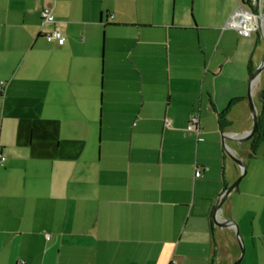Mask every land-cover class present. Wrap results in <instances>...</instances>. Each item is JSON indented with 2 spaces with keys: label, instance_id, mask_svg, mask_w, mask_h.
Returning a JSON list of instances; mask_svg holds the SVG:
<instances>
[{
  "label": "crops",
  "instance_id": "1",
  "mask_svg": "<svg viewBox=\"0 0 264 264\" xmlns=\"http://www.w3.org/2000/svg\"><path fill=\"white\" fill-rule=\"evenodd\" d=\"M202 5L192 21L184 0H0V264H233L236 230L212 221L241 175L224 147L245 170L218 221L239 264H264V140L221 142L251 128L249 89L262 112L264 24L229 22L264 0Z\"/></svg>",
  "mask_w": 264,
  "mask_h": 264
},
{
  "label": "water",
  "instance_id": "2",
  "mask_svg": "<svg viewBox=\"0 0 264 264\" xmlns=\"http://www.w3.org/2000/svg\"><path fill=\"white\" fill-rule=\"evenodd\" d=\"M256 18H257V23H261V21H262L264 24V13L260 16L256 15ZM263 70H264V59L260 62V64L258 65L256 70L254 71V73L252 75H250V83L254 82L258 78L257 76H259ZM246 98H247L246 103H248V108H249V112H250L249 116L251 117V121H252L251 128H249L248 131L243 133L241 136H235V135L223 136L221 139L222 144H224V141H227L229 139L234 140L236 143L242 144V143L249 142V140H251V138L254 136L256 129H257L258 117L256 116L257 115L256 107H255V104L253 103L254 98H253V95H252L250 89L247 92ZM256 99H262V98H260L259 95H257ZM223 150L226 151L227 155H229V157L234 162V164L239 167V169L241 170V175L236 179V181H232V184L229 187H227L223 191L222 194H220L221 196L219 197L217 203L215 204V207H213L214 210H213V220L212 221H213V224L217 227L228 228V229L234 228L236 230L234 235H235V238H236L238 246H239L240 257L236 261H234L233 264H239L240 263L239 261L241 260V256L243 254V249H242V245H241L240 238L238 235V231L236 229V225L231 224L229 221H227V222L218 221L217 214H218V211L220 210V207L223 204V202L226 200V198L229 196V194H231V192L236 188L237 184L239 183L238 181H240L242 175L244 174L245 166L241 162V160L238 159L237 157H235L234 155H232V153L226 147H224Z\"/></svg>",
  "mask_w": 264,
  "mask_h": 264
},
{
  "label": "built area",
  "instance_id": "3",
  "mask_svg": "<svg viewBox=\"0 0 264 264\" xmlns=\"http://www.w3.org/2000/svg\"><path fill=\"white\" fill-rule=\"evenodd\" d=\"M41 20L43 22H53V16L50 11L44 10L39 14ZM229 25L234 27L240 36L247 37L249 36L256 28H257V18L253 12H249L246 10H242L240 7L237 12L233 15L231 22ZM46 42L53 41L58 46H62L65 42L64 36L59 31H53L44 36ZM3 90V83H0V92ZM199 125L198 115L193 114L189 117L188 124L186 127V131L188 133L194 134L198 133L197 126ZM0 161H3V158L0 157ZM200 172L198 170L195 171V177H198Z\"/></svg>",
  "mask_w": 264,
  "mask_h": 264
},
{
  "label": "rangeland",
  "instance_id": "4",
  "mask_svg": "<svg viewBox=\"0 0 264 264\" xmlns=\"http://www.w3.org/2000/svg\"><path fill=\"white\" fill-rule=\"evenodd\" d=\"M224 3H225V1H224ZM155 4H157V1H155ZM225 4H227V3H225ZM184 7L187 9L188 18L193 19L192 21L195 20L194 18H197L198 20H200V18L203 17V15L205 14L204 9L202 8L203 7L202 0H184ZM228 7L230 8L231 6H226L225 5V9H227ZM237 8H238V5H236V7L234 9H237ZM149 12H150V8H148L146 6V15L147 16L145 18H143L144 22H146V24H157V20H156L157 18L154 17L155 16L154 13L153 14L152 13L148 14ZM150 16H153L154 18H150ZM136 26H138V25H136ZM131 29L132 28H125V27H121L120 29H119V27L118 28H107L106 32L107 33H111V35H113V37H119L120 33L125 32V31H129L130 32ZM142 31H145V30H142ZM102 33L103 32L101 31L100 40H101ZM103 34H104V38H105V33H103ZM98 71H99V76H100V73L102 72L100 67H99ZM100 79H101V77H100ZM100 79H99V81L97 83L99 86H100V84H99L100 83ZM261 85L264 86V76L261 79ZM99 86H98V89H99ZM98 104H99V98H98V100L96 102L97 106H98ZM88 107H89L88 105H82L83 109L82 110L79 109V110H81V117H80V120H82L81 123H83V121L86 118L85 115L82 117V113H87L88 111L85 112L86 111L85 109L88 108ZM96 119H97V122H98V115H97ZM97 122H95L96 125H95V129H94L96 131V136H95L96 137L95 138L96 142L95 143H97V141H98V137H97L98 136V130H97L98 129V124H97ZM244 145H246V144H244ZM224 155L226 157V163H228V166L225 167V174H226V176L228 178V173H229V171L231 169L230 168V164L233 165L234 162L231 160L229 155H227L225 150H224ZM234 166H235V169H237L240 172V174H241V170L239 169V167L236 166L235 164H234Z\"/></svg>",
  "mask_w": 264,
  "mask_h": 264
},
{
  "label": "trees",
  "instance_id": "5",
  "mask_svg": "<svg viewBox=\"0 0 264 264\" xmlns=\"http://www.w3.org/2000/svg\"><path fill=\"white\" fill-rule=\"evenodd\" d=\"M261 103H263V108H262V112L258 115L257 129L254 136L248 142L250 143L251 152H254L257 146L260 144V142L264 140V99ZM227 111L228 108L226 109V112Z\"/></svg>",
  "mask_w": 264,
  "mask_h": 264
}]
</instances>
